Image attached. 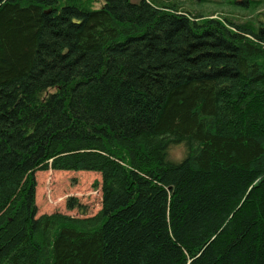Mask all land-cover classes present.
<instances>
[{
    "label": "trees",
    "instance_id": "1",
    "mask_svg": "<svg viewBox=\"0 0 264 264\" xmlns=\"http://www.w3.org/2000/svg\"><path fill=\"white\" fill-rule=\"evenodd\" d=\"M100 1L0 0V264H264V0Z\"/></svg>",
    "mask_w": 264,
    "mask_h": 264
},
{
    "label": "rangeland",
    "instance_id": "2",
    "mask_svg": "<svg viewBox=\"0 0 264 264\" xmlns=\"http://www.w3.org/2000/svg\"><path fill=\"white\" fill-rule=\"evenodd\" d=\"M198 0H184V3L188 6L189 3L192 5ZM100 0H96L94 6L101 5ZM215 7V3H203L202 6ZM231 6V5H229ZM260 7V6H259ZM192 9H198L193 7ZM231 8L222 6L221 11H216L214 16H228L235 20H246L252 16L246 11L240 12H228ZM16 148H23L24 145L20 143L19 139L15 141ZM11 148H6V151L10 153ZM171 154L179 157L182 155V149L180 147L174 148L171 151ZM12 158L4 160L0 156V163H7ZM36 188H35V201L38 208L37 215L44 213L52 212H61L70 214L73 216H89L98 211L101 206V194L100 190L96 187H93L92 184L94 181H100V173L93 171H60V170H45V171H36ZM76 197L83 204L86 209L80 211L79 209H67L66 200L69 197Z\"/></svg>",
    "mask_w": 264,
    "mask_h": 264
}]
</instances>
